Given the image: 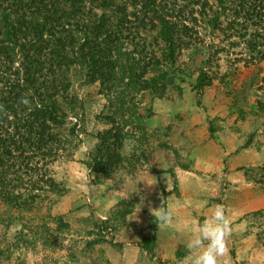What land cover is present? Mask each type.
<instances>
[{"label": "rangeland", "instance_id": "1", "mask_svg": "<svg viewBox=\"0 0 264 264\" xmlns=\"http://www.w3.org/2000/svg\"><path fill=\"white\" fill-rule=\"evenodd\" d=\"M86 2L93 14L102 12L97 2ZM198 30L218 50L205 67L211 83L199 104L195 75L186 73V80L175 81L179 93L171 87L162 95L131 92L125 109L131 101L136 116L123 126L131 132L126 147L150 150L153 158L136 162L137 174L121 188L89 166L97 134L110 126L103 116L112 93L70 67V93L79 105L67 109L66 147L52 166L59 190L42 191L31 207L0 202L9 219L0 225V264H183L185 234L158 227V214L174 207L177 228L194 227L216 204L226 207L233 228L224 264H264V58L253 59L231 32L211 30L202 21ZM142 34L149 56L160 57L156 32ZM193 51L180 50V68Z\"/></svg>", "mask_w": 264, "mask_h": 264}, {"label": "trees", "instance_id": "2", "mask_svg": "<svg viewBox=\"0 0 264 264\" xmlns=\"http://www.w3.org/2000/svg\"><path fill=\"white\" fill-rule=\"evenodd\" d=\"M90 1L102 8L100 14H93L86 0H0V202L5 205L31 207L42 191L59 190L52 166L66 147L62 128L68 110L79 105L70 93L72 65L86 81L112 93L103 116L110 126L97 134L89 166L121 188L127 176L137 174L136 162L153 158L150 150L126 147L131 132L123 126L136 116L131 101L125 109L131 92L162 95L171 87L179 93L175 81L186 80V73L195 75L199 104L211 83L205 67L218 50L201 39L200 21L233 33L253 59L264 58V0ZM146 30L162 41L160 57L146 52ZM184 47L194 51L180 68ZM149 70L156 72L147 76ZM68 131L74 135L75 126ZM134 185L138 189L139 182ZM8 222L0 213V225Z\"/></svg>", "mask_w": 264, "mask_h": 264}, {"label": "clouds", "instance_id": "3", "mask_svg": "<svg viewBox=\"0 0 264 264\" xmlns=\"http://www.w3.org/2000/svg\"><path fill=\"white\" fill-rule=\"evenodd\" d=\"M149 185L153 184L148 182ZM153 215H157L151 209ZM158 227L177 229L185 234L184 247L186 255L183 264H224L222 258L229 252L228 243L233 233L232 221L223 204H216L209 209L207 216L194 227L185 225L177 228L176 209L169 208L157 217Z\"/></svg>", "mask_w": 264, "mask_h": 264}, {"label": "crops", "instance_id": "4", "mask_svg": "<svg viewBox=\"0 0 264 264\" xmlns=\"http://www.w3.org/2000/svg\"><path fill=\"white\" fill-rule=\"evenodd\" d=\"M170 237H171V236H170ZM160 246H161V245H160ZM163 255H164V253L162 254L161 257H163ZM161 260H164V259L161 258ZM125 262H127V260H126ZM130 264H131V263H130ZM169 264H171V263H169ZM174 264H177V262H175Z\"/></svg>", "mask_w": 264, "mask_h": 264}]
</instances>
